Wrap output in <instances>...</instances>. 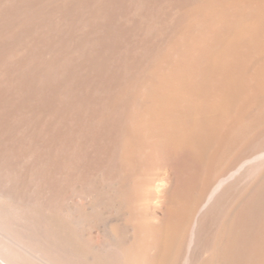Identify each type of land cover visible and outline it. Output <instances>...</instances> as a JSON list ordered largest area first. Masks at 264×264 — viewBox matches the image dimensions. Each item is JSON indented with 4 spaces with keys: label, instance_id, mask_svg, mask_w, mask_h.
<instances>
[{
    "label": "bare ground",
    "instance_id": "bare-ground-1",
    "mask_svg": "<svg viewBox=\"0 0 264 264\" xmlns=\"http://www.w3.org/2000/svg\"><path fill=\"white\" fill-rule=\"evenodd\" d=\"M263 151L264 0H0V264H264Z\"/></svg>",
    "mask_w": 264,
    "mask_h": 264
},
{
    "label": "rangeland",
    "instance_id": "rangeland-1",
    "mask_svg": "<svg viewBox=\"0 0 264 264\" xmlns=\"http://www.w3.org/2000/svg\"><path fill=\"white\" fill-rule=\"evenodd\" d=\"M187 5H189V4H187ZM167 12L169 14L170 13V10L167 11ZM165 15H164V17H165ZM170 15H168V16L174 17V16H172V13H170ZM163 32H164L163 33L164 35L161 36L158 39V41L162 37L163 38L157 44L160 48L164 46V43L166 41L164 39L165 32L166 33H169L167 31H163ZM168 37H169V34H168ZM168 37H167V39H168ZM163 40H164V42H163ZM254 155H256V154H250V156H247L246 157V159L248 161H246V159H244V161L241 162L242 164L239 163L237 165V167L234 170L231 171V173L229 174V176H227L225 178V180H223V182L221 183V185L222 186L228 185V184L231 183V181L233 182L234 180L240 179L241 177H243V175H244L243 173H245L248 170V168L250 169L251 168L250 166H252V165L256 166L255 163L258 164L259 162H257V161L259 159L262 160V161H260V163L261 162H264V159H263V157H264V151L261 152V154L260 153L257 154L258 160H256L257 159L256 157H255L256 159L254 158ZM252 157L256 160V162H255V160ZM252 160H254V163H253ZM177 176H178L177 175V170H176L175 166L171 162H165V163L163 162L162 165H160L155 170V172L152 175L149 176L148 183H147V200L144 203V208H145V212H146V214L148 216V219L150 221H152V220L154 221V219L159 218L161 216V214L163 212L162 206H163V202L165 200V191L167 189L166 187L169 188L176 181ZM227 178H229V179H227ZM203 209L204 208H202L201 210L203 211Z\"/></svg>",
    "mask_w": 264,
    "mask_h": 264
}]
</instances>
